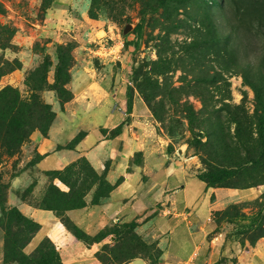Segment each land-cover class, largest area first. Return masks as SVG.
<instances>
[{
  "label": "rangeland",
  "instance_id": "1",
  "mask_svg": "<svg viewBox=\"0 0 264 264\" xmlns=\"http://www.w3.org/2000/svg\"><path fill=\"white\" fill-rule=\"evenodd\" d=\"M237 1L165 0L157 8L158 0H0V128L15 138L19 130L65 125V146L73 148L92 128L75 117L86 94L76 98L71 85L84 61L101 73L115 108L123 105L114 95L121 90L126 113L136 100L149 109L146 121L129 115L109 132L115 137L126 127L135 147L114 181L109 165L97 173L84 158L73 162H79L75 187L85 206L101 215L127 178L126 206L117 218L91 234L78 229L82 239H76L99 264H168L167 251L189 248L184 224L169 218L163 198L171 186L166 177L177 168L215 188L255 192L252 200L212 213L217 229L211 243L257 247L264 260V35L258 14L244 16ZM67 54L65 92L56 67ZM68 103L72 117L66 120ZM30 137L14 153L6 142L15 139H0V264H41L38 246L46 238L37 243L35 234L26 244L29 234L17 235L22 222L9 223L3 212L21 203L36 206L51 185L69 191L38 170L41 156ZM176 171L172 184L182 176ZM213 175L222 181L212 184ZM179 185L185 190L170 195L203 210L210 199L199 180L187 174ZM201 216L205 220L208 212ZM10 240L16 241L9 246V252L18 249L15 257L7 254Z\"/></svg>",
  "mask_w": 264,
  "mask_h": 264
},
{
  "label": "crops",
  "instance_id": "2",
  "mask_svg": "<svg viewBox=\"0 0 264 264\" xmlns=\"http://www.w3.org/2000/svg\"><path fill=\"white\" fill-rule=\"evenodd\" d=\"M84 62L87 65L85 66L82 63L81 68L76 69L71 85L75 96L82 92L86 94L85 101L80 100L82 105L81 114L75 117H79L78 122L89 124L92 128L76 142L73 148L65 146V139L68 136L61 131L65 125L60 127L55 125L47 132L46 136H43L37 130L32 132L30 139L34 143L38 155L41 156L37 168L40 172L62 170L78 158H85L97 173H102L109 165V172L112 176L111 181H114L124 172V169H121L120 166H124L125 160L128 161V156L135 152V147L128 140L126 127L123 128L121 134L115 137H109V132L122 125L129 115L133 118L136 116L137 120L139 118L146 121L150 112L144 102L136 100L132 105L131 113H126V100L121 98V90L114 95L116 96L115 100L118 99L123 105L115 108L109 94L110 88H105L102 84L101 73L98 70L89 69V62ZM72 103L65 105V109L68 111L67 116L64 114L66 120L72 117ZM100 127L106 130L107 133H101ZM176 170L182 176L179 180L174 179L172 184L170 181L173 179L174 173L177 172ZM176 170L173 173H168L166 186L168 183L171 186L166 187L168 194L164 187L162 195L166 193V197L163 196V198H165L166 203H169L171 212L169 218L184 224L187 232L185 238L188 241L189 248L184 252H179L177 249L167 251L168 264H231L229 261L231 258L232 262L235 260L237 264H261L264 262L258 251H256L257 247H241L235 242L231 244L228 241L224 248H215L211 243L217 229L215 220L211 218L212 213L223 212L232 205L243 203L245 199L252 200L256 197L255 192L252 189L207 188L196 175L188 173L184 168H177ZM187 174L197 178L203 191L208 192L207 196L210 200H204L203 210H200L199 207L190 210L187 207L189 201L185 197L182 203H178L170 195V193L174 194L177 190H185V185L179 184L186 179ZM126 182L127 178L122 177V182L114 188L111 193L112 198L110 197L107 203L102 206L103 215L87 205L88 202H86L85 207L68 211L66 213L68 218L76 226L84 229L86 234H91L93 230L101 228L102 225L109 222L110 218L116 219L117 215L126 206L124 197L121 196L124 191H129L125 187ZM57 186L63 190L59 185ZM219 192H224L221 193V198H218ZM135 196L137 199L138 194L135 193ZM116 197L117 200L114 199ZM121 198L123 200H120ZM17 208L22 214L40 225V229L33 239L37 240L38 243L44 237L48 238L59 254L60 264H99L91 256V249L84 246L64 228L51 211L38 209L24 203L18 204ZM204 212H208V216L205 220H202L201 214ZM219 237L223 242L224 234L220 233ZM122 264H134V262H124Z\"/></svg>",
  "mask_w": 264,
  "mask_h": 264
},
{
  "label": "trees",
  "instance_id": "3",
  "mask_svg": "<svg viewBox=\"0 0 264 264\" xmlns=\"http://www.w3.org/2000/svg\"><path fill=\"white\" fill-rule=\"evenodd\" d=\"M165 0H158L157 8H160L164 5ZM236 7L238 6V9L243 10V15L247 16L250 12H256L258 14L257 20L261 25L258 28V32L262 35H264V0H238L236 3ZM71 57L69 54L65 55V60H62L59 62V64L56 67V71L61 74V82L62 86L61 89L65 91L62 87L67 84L69 81V69L71 67ZM66 92V91H65ZM71 97H68V100ZM3 114V113H2ZM22 128V127H21ZM41 129H38L37 127H33L29 129L28 131L25 130H19L16 134V137L14 138V133H11L9 131H6L4 129V126L0 128V139L4 136L5 139H15V141H7L6 146L11 150L13 153L16 151V146H21L24 140H26L32 132L35 130H38L43 136L47 135L48 127H40ZM81 138H78L80 140ZM13 145L12 147H10ZM15 147V148H14ZM85 159V158H84ZM86 160V159H85ZM79 162L72 163L65 167L62 170H55V171H49L46 172V175L51 177L52 180H58L60 183L64 184L69 188L68 192H62L54 185H51L45 194V196L42 198V200L34 206L35 208L51 211L60 221L62 225L65 226V228L72 233V235L81 240L82 233L80 232V229L78 226H76L67 216V212L74 209H80L85 207V202L83 199V195H80L78 189L75 187L76 183V172L75 168ZM200 181H202L204 184H206L207 188H215L213 185L208 184L207 181H205L202 177L196 176ZM211 182L212 184L220 183L222 179L220 177H215V175L211 176ZM221 188H233V189H239L234 188L230 186H223ZM232 207H236L232 205ZM4 217H6V220L9 223H15L19 224V222H22L23 229L21 228L20 232L17 233L20 237L23 233L29 234L28 237H26L25 243L27 244L33 235H35L39 229L40 225L33 221L30 218H27L24 216L18 209L15 207H10L7 211L3 212ZM224 215V214H223ZM225 217V216H224ZM20 225V224H19ZM16 244V241L10 240V243L8 244V255L10 257H15L18 255V249L15 251L9 252V246H14ZM25 244V245H26ZM38 248L43 252L40 257L41 264H60V257L58 252L55 249V246L53 243L48 239L44 238ZM15 249V248H14ZM13 250V249H12ZM26 258V257H25Z\"/></svg>",
  "mask_w": 264,
  "mask_h": 264
},
{
  "label": "water",
  "instance_id": "4",
  "mask_svg": "<svg viewBox=\"0 0 264 264\" xmlns=\"http://www.w3.org/2000/svg\"><path fill=\"white\" fill-rule=\"evenodd\" d=\"M137 264H140V261H135Z\"/></svg>",
  "mask_w": 264,
  "mask_h": 264
}]
</instances>
